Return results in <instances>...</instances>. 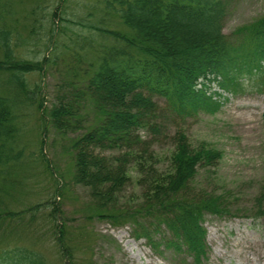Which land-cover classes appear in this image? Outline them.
Returning a JSON list of instances; mask_svg holds the SVG:
<instances>
[{"label": "trees", "instance_id": "16d2710c", "mask_svg": "<svg viewBox=\"0 0 264 264\" xmlns=\"http://www.w3.org/2000/svg\"><path fill=\"white\" fill-rule=\"evenodd\" d=\"M232 3L94 0L76 10L67 0L36 3L29 11L30 35L43 31L42 58L18 57V29L0 26V197L24 187L30 176L25 168L40 159L53 175L58 199L65 189L81 187L85 208L114 226L129 225L132 237L155 254L203 264L209 252L204 218H225L228 205L198 178L205 174L213 181L221 152L193 147L177 131L170 168L162 171L152 146L167 136V121L176 125L213 114L227 96L264 94V13L231 39L224 23ZM10 13V0H0V20ZM32 74L37 83L27 80ZM51 76L52 95L42 83ZM34 113L41 120L39 153L23 141ZM51 132L55 162L43 153ZM60 154L72 163L67 183L59 176ZM131 184L137 197L123 199ZM48 200L53 221L56 201ZM18 215L0 201V219ZM0 264L46 262L35 251L13 247L0 250Z\"/></svg>", "mask_w": 264, "mask_h": 264}, {"label": "rangeland", "instance_id": "374dc122", "mask_svg": "<svg viewBox=\"0 0 264 264\" xmlns=\"http://www.w3.org/2000/svg\"><path fill=\"white\" fill-rule=\"evenodd\" d=\"M92 1L67 0L66 5L76 10ZM46 2L49 5L52 0H10L11 13L0 20V26H16L18 29L21 40L17 48L18 57L39 55L42 58L46 54L44 33L34 29V34L30 35L32 19L29 18V11L36 3L46 7ZM50 8L53 6L47 8L48 11ZM263 13L264 0H233L224 23V33L234 39L239 29ZM39 16L37 14L36 18ZM27 80L30 84L37 83L39 77L32 74L27 76ZM42 83L44 93L47 90L52 95L55 78L43 79ZM227 97L213 114L200 113L196 118L176 125L167 121V136L158 139L152 151L157 157V166L162 171L168 170L173 136L182 131L193 147L204 145L221 152L219 163L211 171L213 181H208L210 178L205 174L198 178L208 190L223 195L228 205L225 218H204L209 252L203 264H264V94ZM90 109L88 114H91ZM39 121L40 117L34 113L23 134L27 149L37 153L41 141ZM177 125L181 130L176 129ZM83 127L87 126L84 124ZM52 136V132L48 133L43 153L47 160L55 162L54 151L49 146ZM57 157L59 176L67 183L72 163L68 155ZM25 170L30 175L25 186L6 190L0 197L8 209L20 213L15 218L0 219V250L26 248L39 253L46 264H179L180 260L172 259L168 252L160 257L162 255L151 251L144 240H135L129 225L114 226L105 218L97 217L96 211L85 208L83 188L71 187L69 192L68 189L61 192V199L55 197V190L51 188V184L54 186L53 175L40 159ZM20 176L24 174L14 177ZM136 192L134 184H131L123 199L137 197ZM52 198L57 207L53 221L49 217L50 210L46 208V201L49 199L50 202ZM36 205H40L38 210L34 209Z\"/></svg>", "mask_w": 264, "mask_h": 264}]
</instances>
